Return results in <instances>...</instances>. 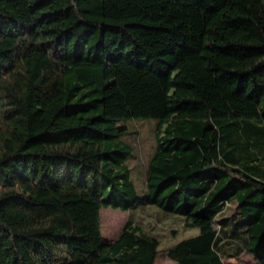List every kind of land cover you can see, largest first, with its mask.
<instances>
[{
    "label": "trees",
    "instance_id": "16d2710c",
    "mask_svg": "<svg viewBox=\"0 0 264 264\" xmlns=\"http://www.w3.org/2000/svg\"><path fill=\"white\" fill-rule=\"evenodd\" d=\"M141 204L198 234L161 252L131 218L106 242L101 211ZM244 252L264 264V0H0V264Z\"/></svg>",
    "mask_w": 264,
    "mask_h": 264
},
{
    "label": "rangeland",
    "instance_id": "374dc122",
    "mask_svg": "<svg viewBox=\"0 0 264 264\" xmlns=\"http://www.w3.org/2000/svg\"><path fill=\"white\" fill-rule=\"evenodd\" d=\"M12 59V58H11ZM155 120L130 121L127 125L130 134L126 141L135 147L136 159L130 163L133 178L143 195L145 189V166L154 152L156 141L154 135ZM236 211V204L228 205L223 217ZM222 217V216H221ZM102 231L104 240L112 242L121 234L129 219H133L145 233L155 237L160 243V251L173 247L179 241L198 234L197 229L186 227L183 218L165 215L158 209L141 204L137 209L129 212L121 210L103 209L101 211ZM225 264H258L252 255L244 252L239 258H226ZM155 264H176L166 257H159Z\"/></svg>",
    "mask_w": 264,
    "mask_h": 264
}]
</instances>
